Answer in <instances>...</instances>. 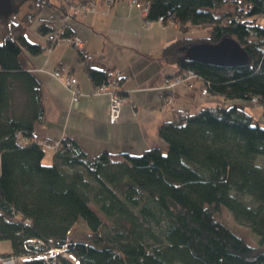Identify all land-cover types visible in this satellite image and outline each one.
Listing matches in <instances>:
<instances>
[{
  "label": "trees",
  "instance_id": "trees-1",
  "mask_svg": "<svg viewBox=\"0 0 264 264\" xmlns=\"http://www.w3.org/2000/svg\"><path fill=\"white\" fill-rule=\"evenodd\" d=\"M137 1L147 8L145 20L162 17L163 24L174 22L182 30L206 27V37H180L163 46L161 58L176 66L175 75L193 71L218 102L172 107L171 118L157 127L164 149L90 154L69 136L41 138L40 82L19 57L35 55L42 46L26 31L36 21L50 45L68 7L89 0H10L0 15V239L10 240L13 254L26 252L28 239L63 248L56 264H264V165L256 162L264 156V126L226 103L254 98L264 114V0ZM228 3L232 10L222 21L212 9ZM50 5L60 16L39 15ZM68 34L66 23L63 35ZM225 36L246 51L245 65L186 58V46ZM78 56L94 87L117 74L119 85V72L91 65L83 50ZM116 92L123 98L118 87ZM54 142L43 162L46 144ZM80 220L85 239H72L70 230ZM20 264L50 263L28 254Z\"/></svg>",
  "mask_w": 264,
  "mask_h": 264
},
{
  "label": "crops",
  "instance_id": "crops-1",
  "mask_svg": "<svg viewBox=\"0 0 264 264\" xmlns=\"http://www.w3.org/2000/svg\"><path fill=\"white\" fill-rule=\"evenodd\" d=\"M89 1L94 9L71 15L67 24L71 33L83 40V52L91 65L111 74L120 73L119 91L125 102L118 121L116 124L107 121V93L91 95L94 86L78 59L80 50L65 43L45 50L46 35L35 34L29 25L27 38L39 43L42 50L35 55L22 52L19 61L40 82L45 119L37 125V135L51 140L72 137L90 154L102 150L113 154L140 153L152 146L164 149L166 144L158 136L157 127L171 118L172 107L191 110L202 103H217L218 99L210 93L202 94L201 82L191 77L170 89L173 97L170 103L164 100L161 86L165 75L174 76L177 69L161 58V51L163 46L180 38L178 32L169 30L170 25L178 28L174 22L162 25L153 22L145 27L140 8L126 0L110 4L104 0ZM55 9L39 15L60 16L61 11L55 13ZM58 66L69 69L77 79L80 93L76 103L72 102L70 91L50 75Z\"/></svg>",
  "mask_w": 264,
  "mask_h": 264
},
{
  "label": "built area",
  "instance_id": "built-area-1",
  "mask_svg": "<svg viewBox=\"0 0 264 264\" xmlns=\"http://www.w3.org/2000/svg\"><path fill=\"white\" fill-rule=\"evenodd\" d=\"M107 4L111 3L113 0H104ZM130 4H134L135 6L140 8V15L145 16L146 14V7L142 6L137 0H127ZM93 8V3L88 2L85 4H72L68 7L67 13L64 14V17L67 18L68 16H71L72 14H76L78 12L88 11ZM144 20V24L146 25H152L153 22H157L159 24L162 23V17H159L156 21H149ZM66 26L65 19L60 23V25L56 28L54 32V42L50 44L49 48L53 44L58 43H66L68 45L74 46L75 48L79 50H83V40L75 35V34H68L63 35V29ZM52 75L63 83L65 87H67L71 92V98L76 101L78 98V95L80 93L77 79L72 76L69 72V69H67L64 66H58L54 69L52 72ZM118 75V74H117ZM116 76L109 77L104 83L95 86L94 92L100 93V92H108L110 94V108H109V122L115 123L119 118L120 113V106H121V99L122 97L119 96L116 92V88L118 87V80ZM191 77H195V74L193 71L188 70L184 75H174L171 77H165L163 82V90L165 92H169L168 95L165 96V101L167 103L171 102L173 100L172 93L170 92V89L176 85L177 83L189 80ZM202 94L207 95L209 94L207 89L205 87L201 90ZM250 102L255 103L256 100L253 98L250 100ZM18 142H20V137L17 139ZM23 143H26L27 140L21 139ZM58 142H54L53 144H46L48 147H51L52 149L56 148ZM27 244H29V247L26 248V252L20 253V254H0V264H20L28 254H35V256L43 258L45 261H47L50 264H56L55 257L57 253H62L63 255V248H57V247H51L47 248L44 246L41 240L38 239H28L26 240Z\"/></svg>",
  "mask_w": 264,
  "mask_h": 264
},
{
  "label": "rangeland",
  "instance_id": "rangeland-1",
  "mask_svg": "<svg viewBox=\"0 0 264 264\" xmlns=\"http://www.w3.org/2000/svg\"><path fill=\"white\" fill-rule=\"evenodd\" d=\"M51 2H57V0H50ZM127 1V0H126ZM90 2V1H89ZM128 2V1H127ZM86 3H88V2H86ZM140 3V2H139ZM80 4H85V3H80ZM110 4V3H109ZM141 4V3H140ZM142 5V4H141ZM143 6V5H142ZM94 7V6H93ZM55 8H57L56 6H54V5H50V6H46V7H44L43 8V10L41 11V13L42 14H44V13H47V11L49 12V13H51L50 11H49V9H51V10H54ZM94 8H92L91 10H93ZM229 10H232V6L228 3V4H225L221 9H212V11H213V13L215 14V16H217V17H219V18H221V20L222 21H226L227 20V17H225L224 16V13L225 12H227V11H229ZM27 11V3H24L21 7H20V9H19V12H18V15L21 17L25 12ZM88 11H90V10H88ZM83 12H87V11H83ZM55 13H57V10L55 9ZM78 13H80V12H78ZM78 13H76V14H78ZM76 14H74V15H76ZM71 16H68L67 18H65V17H63L62 16V18H61V22L65 19V21H66V23H67V20H68V18H70ZM262 23H264L263 22V18H261L260 17V19H259ZM60 22V23H61ZM60 23L58 22L57 23V26H59L60 25ZM155 23V22H154ZM59 24V25H58ZM143 25L145 26V27H150L151 25H146V24H144L143 23ZM160 25H162V24H160ZM30 26L32 27V29L34 30L33 32L35 33V34H40V33H38L37 32V30H36V21H34V22H32L31 24H30ZM169 30H175L176 32H178L176 35H179V37H196V36H202V37H206L207 35H208V31L206 30V27H204V26H192V27H190L189 29H187V30H182V29H179V28H176V27H173V25H170L169 26ZM28 35L32 38V35H31V33H30V31H28ZM64 44V43H63ZM66 44V43H65ZM45 50L46 49H49V44L47 45L46 43H45ZM53 45H55V44H53ZM53 45H51V46H53ZM66 45H68V44H66ZM68 46H71V45H68ZM74 47V46H73ZM75 48V47H74ZM43 52H44V50H43ZM25 53V52H24ZM28 54V53H27ZM56 68V67H55ZM54 68V69H55ZM54 69L51 71V76L53 77V78H55L56 80H58L62 85H63V83L61 82V80H59L58 78H56V77H54L53 75H52V72L54 71ZM164 82V81H163ZM64 86V85H63ZM65 87V86H64ZM161 87H163V83H162V86ZM67 88V87H66ZM118 88H119V85H118ZM203 88V87H202ZM68 89V88H67ZM94 89V88H93ZM69 90V89H68ZM70 91V90H69ZM71 93V92H70ZM100 93H107L108 95H109V100H110V94L108 93V92H100ZM100 93H95L94 92V90H92L91 91V95H96V94H100ZM79 96V95H78ZM166 96V95H165ZM165 96H164V100H165ZM72 99V98H71ZM77 100H78V98H77ZM77 100L76 101H74L73 99H72V102H74V103H76L77 102ZM235 101V102H234ZM125 102V98H122L121 99V106L123 105V103ZM170 103V102H169ZM226 103L227 104H236L237 106H239V107H242V108H244L245 110H247L249 113H251L252 115H253V117H254V119L261 125V126H264V114H263V109H262V107L259 105V104H257V103H250L249 101H246V100H244V99H241V98H235V99H228V100H226ZM121 106H120V109H121ZM109 108H110V101H109V103H108V112H107V114H108V116H107V121H108V123H110L109 122ZM192 109H193V107H191ZM189 109V108H188ZM118 121V120H117ZM117 121L115 122V123H110V124H116L117 123ZM46 147L48 148V149H50L48 152L46 151V154L44 155V158H43V162H48L49 161V157L51 156V152H52V148L51 147H48L47 145H46ZM261 158H262V160H261ZM256 162L257 163H262L263 165H264V156L262 157V156H258L257 157V159H256ZM94 209H95V206L91 203L90 204ZM99 215L100 216H102L101 215V213H99ZM239 231H241L242 233H246V231H245V229L243 228V227H238L237 228ZM70 237L72 238V239H85V226H84V224H83V222L80 220V221H78V222H76L73 226H72V228H71V230H70ZM12 252V245H11V242H10V240L9 239H0V254H9V253H11Z\"/></svg>",
  "mask_w": 264,
  "mask_h": 264
},
{
  "label": "water",
  "instance_id": "water-1",
  "mask_svg": "<svg viewBox=\"0 0 264 264\" xmlns=\"http://www.w3.org/2000/svg\"><path fill=\"white\" fill-rule=\"evenodd\" d=\"M10 0H0V15L6 14ZM186 58L223 67H238L247 63L248 56L232 37L225 36L216 43L196 42L185 47Z\"/></svg>",
  "mask_w": 264,
  "mask_h": 264
}]
</instances>
